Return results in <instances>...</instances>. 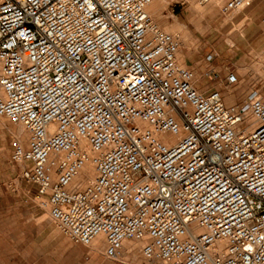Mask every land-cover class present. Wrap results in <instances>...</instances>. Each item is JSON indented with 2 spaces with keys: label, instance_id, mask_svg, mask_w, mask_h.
Segmentation results:
<instances>
[{
  "label": "built area",
  "instance_id": "obj_1",
  "mask_svg": "<svg viewBox=\"0 0 264 264\" xmlns=\"http://www.w3.org/2000/svg\"><path fill=\"white\" fill-rule=\"evenodd\" d=\"M155 1L0 0V117L28 134L12 160L61 232L84 247L104 236L109 260L146 240L149 262L264 264V98L200 94ZM87 164L95 180L72 190Z\"/></svg>",
  "mask_w": 264,
  "mask_h": 264
},
{
  "label": "rangeland",
  "instance_id": "obj_2",
  "mask_svg": "<svg viewBox=\"0 0 264 264\" xmlns=\"http://www.w3.org/2000/svg\"><path fill=\"white\" fill-rule=\"evenodd\" d=\"M228 1L169 0L161 11L167 27L153 20L170 35L167 28L184 27L187 46L181 43L177 56L185 57L182 67L193 74L200 94L219 91L227 99L231 92L233 100L226 101L232 105L252 93L264 98V0L231 13L223 10ZM212 55L217 57L210 62ZM231 73L238 83L227 89L226 78ZM3 119L8 128L0 126V264H141L134 253L124 258V248L120 259L109 260L104 257L105 248L95 254L90 246L76 245L61 232L46 203L40 205L38 188L22 179L25 166L12 160L18 125ZM27 142L28 138L22 143L24 148ZM131 241L135 240L126 242Z\"/></svg>",
  "mask_w": 264,
  "mask_h": 264
},
{
  "label": "bare ground",
  "instance_id": "obj_3",
  "mask_svg": "<svg viewBox=\"0 0 264 264\" xmlns=\"http://www.w3.org/2000/svg\"><path fill=\"white\" fill-rule=\"evenodd\" d=\"M159 1L162 2V0H157V1L153 2L148 7L149 10L147 9L148 13L150 12L149 14L152 17H153L152 14L156 13L162 7V6H159L160 5ZM158 20H159V23H160V25L162 27H167L166 26L167 23L166 24L163 23L164 19L162 17H160ZM176 27H178V26H176ZM176 27H174V28H176ZM167 31H169L171 33V35H174V37H176L179 40V42L181 41L180 45H182L181 43H183L184 46H187V37L184 36V27L179 28V30L178 29L177 30H174V29L172 30V28L171 29L167 28ZM259 57H261V56H259ZM177 62L179 63V65L181 64L180 66H182V65L185 66V63H184L185 62V57H182V56H181V58L177 57ZM258 62H260V61H258ZM262 62L264 63L263 60H262ZM0 95H1V93H0ZM229 97H227V99H225V100H233V98H234V96H232L230 98ZM0 126H4V127L8 128L5 120L2 117H0ZM14 133H15V138H16L15 140H17L16 142L20 146H22V143L27 140L28 134L26 133L24 128L22 126H20V125H18V127L15 129ZM183 136L184 135L181 134L180 136L173 138V137H170V136L166 135V136H159V139L164 140L167 143H176ZM80 147H81V152H82L83 155H85V156H91L92 155L91 149L88 146L86 141L81 142ZM57 159H58L57 157L55 158V156H52L51 157V162H53V160H54V162H56ZM21 165L25 166V168L27 167L26 164H21ZM56 171H57V168H56V165H55V166H53V169H52V172H53L54 176H55ZM95 178H96V173H95L94 167L91 164H87L81 170V172L78 174V176L76 177V179L72 183L71 189L72 190H83L93 180H95ZM42 204L45 205V203H42ZM146 242H147L146 240H144V241L125 242L124 243V247H123L124 248V258L128 257L131 253H134V255L137 258V261L139 263H141V264L149 263V261L143 256L142 249H141V248H143V246L145 245ZM90 247L92 248V251L95 254L103 253V248H105V238H104V236H102V235L98 236L94 240L93 244ZM224 248H225V243H218V244L215 245L212 253L213 254H220V253L223 252ZM212 258H213V255H211V257H210L209 264H214V262L212 261ZM153 263H156V262H153ZM167 263L168 262H164L163 264H167Z\"/></svg>",
  "mask_w": 264,
  "mask_h": 264
},
{
  "label": "crops",
  "instance_id": "obj_4",
  "mask_svg": "<svg viewBox=\"0 0 264 264\" xmlns=\"http://www.w3.org/2000/svg\"><path fill=\"white\" fill-rule=\"evenodd\" d=\"M169 0H162V7L156 12V13H154V14H152L153 15V17H155V19L157 20V19H159L160 17H162V18H164V14L163 13H161V11L163 12V8L167 5V2H168ZM186 65H188V62H186ZM230 95H231V92H230ZM230 95H227V97H229ZM231 97V96H230ZM229 97V98H230ZM57 224V223H56ZM57 226H58V224H57ZM58 228H59V226H58ZM60 229V228H59Z\"/></svg>",
  "mask_w": 264,
  "mask_h": 264
}]
</instances>
